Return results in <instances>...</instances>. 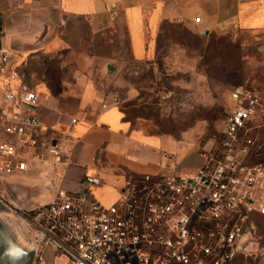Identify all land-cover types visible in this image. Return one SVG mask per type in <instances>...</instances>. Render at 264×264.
<instances>
[{"label":"built area","instance_id":"2783aa9c","mask_svg":"<svg viewBox=\"0 0 264 264\" xmlns=\"http://www.w3.org/2000/svg\"><path fill=\"white\" fill-rule=\"evenodd\" d=\"M10 61V50L0 46V180L40 164L50 169L40 171L53 192L29 208L0 200L21 237L35 246L37 264L47 251L61 264H232L239 253H253L246 244L254 236L253 216L264 217V163L248 160L249 133L258 128L264 100L233 90L215 148L197 173L128 177L117 199L105 205L89 190L99 185L97 176L85 174L80 190L62 186L71 151L37 134L46 128L38 120L36 94L16 83ZM116 105L112 98L101 107Z\"/></svg>","mask_w":264,"mask_h":264},{"label":"crops","instance_id":"0c3cea01","mask_svg":"<svg viewBox=\"0 0 264 264\" xmlns=\"http://www.w3.org/2000/svg\"><path fill=\"white\" fill-rule=\"evenodd\" d=\"M165 22L203 34L232 25L257 35L264 32V0H0V46L11 52L9 70L16 83L36 94L38 120L46 128L36 132L71 151L64 188L80 190L85 174L97 176L99 185L89 190L108 205L126 178L193 175L215 148V139L202 144L189 132L145 133L124 119L117 105L101 107L112 99L98 81L104 68L124 55L145 60ZM29 170L30 181L41 192H32V200L23 206L3 189L2 180L14 187L25 173L2 178L0 197L11 198L19 208L50 199V182L40 171L50 169L34 164ZM44 195L47 199L41 201Z\"/></svg>","mask_w":264,"mask_h":264},{"label":"rangeland","instance_id":"374dc122","mask_svg":"<svg viewBox=\"0 0 264 264\" xmlns=\"http://www.w3.org/2000/svg\"><path fill=\"white\" fill-rule=\"evenodd\" d=\"M149 49L145 60L135 62L124 55L98 78L103 91L117 100L124 119L145 133L189 132L205 144L218 136L233 105V90L243 89L264 100V32H241L231 25L203 34L165 22ZM182 53L186 61L180 60ZM256 119L258 128L249 134L254 132L264 152V113L258 112ZM27 172L16 182L31 197L41 190ZM45 199L46 195L40 197ZM252 221L255 232L246 245L253 253H239L232 264H264V217L255 215ZM44 258L49 264L62 261L49 251Z\"/></svg>","mask_w":264,"mask_h":264},{"label":"water","instance_id":"95a60500","mask_svg":"<svg viewBox=\"0 0 264 264\" xmlns=\"http://www.w3.org/2000/svg\"><path fill=\"white\" fill-rule=\"evenodd\" d=\"M111 69L112 67L108 66V70ZM2 182L3 189L6 188L20 205L25 206V203L32 200L28 194L19 195L13 190L15 186L22 189L17 183L13 187L10 182L5 180ZM0 206V264H32L35 261V246L21 237L10 208L1 200Z\"/></svg>","mask_w":264,"mask_h":264},{"label":"trees","instance_id":"16d2710c","mask_svg":"<svg viewBox=\"0 0 264 264\" xmlns=\"http://www.w3.org/2000/svg\"><path fill=\"white\" fill-rule=\"evenodd\" d=\"M257 129V128H256ZM256 129L254 131H256ZM254 139V144L250 150L248 160L252 163H264V152L262 151L261 145L256 142V139L254 138V132L252 134H249Z\"/></svg>","mask_w":264,"mask_h":264},{"label":"flooded vegetation","instance_id":"af4514ba","mask_svg":"<svg viewBox=\"0 0 264 264\" xmlns=\"http://www.w3.org/2000/svg\"><path fill=\"white\" fill-rule=\"evenodd\" d=\"M9 196H10V194H9Z\"/></svg>","mask_w":264,"mask_h":264}]
</instances>
